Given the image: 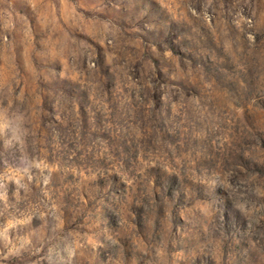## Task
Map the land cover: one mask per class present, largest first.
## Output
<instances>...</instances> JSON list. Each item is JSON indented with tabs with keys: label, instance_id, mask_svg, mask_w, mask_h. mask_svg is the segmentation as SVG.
<instances>
[{
	"label": "rangeland",
	"instance_id": "rangeland-1",
	"mask_svg": "<svg viewBox=\"0 0 264 264\" xmlns=\"http://www.w3.org/2000/svg\"><path fill=\"white\" fill-rule=\"evenodd\" d=\"M0 264H264V0H0Z\"/></svg>",
	"mask_w": 264,
	"mask_h": 264
}]
</instances>
